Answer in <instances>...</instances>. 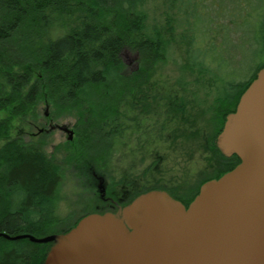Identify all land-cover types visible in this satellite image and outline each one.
<instances>
[{
    "label": "rangeland",
    "instance_id": "obj_1",
    "mask_svg": "<svg viewBox=\"0 0 264 264\" xmlns=\"http://www.w3.org/2000/svg\"><path fill=\"white\" fill-rule=\"evenodd\" d=\"M146 3L148 27H159L158 31L168 40L170 60L139 72L137 58L129 62L130 57L124 56L127 74L132 77L138 72L135 79H129L130 86L125 90L132 94L127 96L126 105L118 108L114 124L102 126L87 119V115L81 119L78 112L63 110L45 98L23 119L10 118L4 124L10 134L0 138V147L12 143L11 150L33 148L61 171L53 221L32 233L36 237L65 233L87 214L117 212L139 195L163 186L172 187L170 192L174 195L192 197L204 180L225 168L216 149L217 138L227 115L237 105L233 108L221 99L222 89L226 86L228 93L231 87L222 82V75L224 72L226 82H235L238 88L264 60V54L256 52L264 43V13L259 17L264 0ZM52 20L41 30L46 40L69 30L61 21ZM75 23L72 20L70 26ZM197 47L207 56L209 69L188 65V57ZM7 113L0 112V123ZM129 117L132 125L128 126ZM52 123L69 125L74 139L69 141L62 130H50ZM161 125L162 133H158ZM41 128L44 130L39 133ZM74 151L81 154L75 161L70 158ZM158 154L162 155L161 163L156 162ZM232 167L233 163L228 170ZM94 173L104 178L108 200L100 197ZM24 243L31 254L40 252L44 244L29 239H24ZM48 244L51 247L53 243Z\"/></svg>",
    "mask_w": 264,
    "mask_h": 264
},
{
    "label": "trees",
    "instance_id": "obj_2",
    "mask_svg": "<svg viewBox=\"0 0 264 264\" xmlns=\"http://www.w3.org/2000/svg\"><path fill=\"white\" fill-rule=\"evenodd\" d=\"M146 2L0 0V112H8L0 123V138L10 134L4 125L10 118L23 119L43 98L63 110L78 112L81 119L87 115L102 126L114 124L118 108L126 105L127 96L132 94L125 90L131 78L153 64L170 60L168 40L159 27H148ZM193 8H197L196 3ZM260 8L259 17L264 13L263 6ZM51 18L69 30L46 40L41 30ZM72 20L77 22L74 27L70 26ZM127 50L140 63L132 77L125 70ZM258 51L264 54V43ZM192 53L188 65L209 69L201 47ZM263 66L264 60L250 79L238 85L240 88L235 82H226L223 72L222 82L231 87L228 93L226 86L222 89L221 99L235 108ZM12 145L0 147V264H43L48 243L31 254L24 239L12 240L1 234H32L53 221L61 171L37 150H11ZM80 156L74 151L70 158L75 161Z\"/></svg>",
    "mask_w": 264,
    "mask_h": 264
},
{
    "label": "water",
    "instance_id": "obj_3",
    "mask_svg": "<svg viewBox=\"0 0 264 264\" xmlns=\"http://www.w3.org/2000/svg\"><path fill=\"white\" fill-rule=\"evenodd\" d=\"M53 129L74 139L67 124ZM217 146L240 162L204 183L187 207L151 190L117 212L87 214L65 233L1 235L52 242L44 264H264V66L227 115Z\"/></svg>",
    "mask_w": 264,
    "mask_h": 264
},
{
    "label": "flooded vegetation",
    "instance_id": "obj_4",
    "mask_svg": "<svg viewBox=\"0 0 264 264\" xmlns=\"http://www.w3.org/2000/svg\"><path fill=\"white\" fill-rule=\"evenodd\" d=\"M127 53V57L129 58L130 57V59H129V62H132L133 60H135V57L134 56H132L131 57V53L130 52H126ZM125 57H126V55H125ZM129 121H128V126L129 125H132V123H131V117H129V119H128ZM162 125L159 127V129L157 130L158 131V133H162ZM215 147H216V145H215ZM216 149L218 150L219 148H217L216 147ZM219 151H220V149H219ZM220 154V158H221V160H223L224 162H223V164H224V166H225V168L224 169H222V170H220V171H218V175L217 176H215V177H211V178H208V179H206V180H204L202 183H201V185L199 186V189H197V191H196V193H195V195L194 196H192V197H184V196H182V195H178V194H172L170 191L171 190H173V188L171 187V189H170V187H168V186H166V187H164L163 185V187L162 188H160V190H164V191H167V192H170L171 193V195H174V197H176L177 199H179L186 207L187 206H189V204L193 201V199L196 197V195L199 193V191H200V189H201V187H202V185L204 184V183H206L207 181H209V180H212V179H217V178H219V177H221L223 174H225L226 172H228L229 170H228V166H230V164L231 163H233V167L231 168V169H233L239 162H240V160H239V158L236 156V155H232V156H227V155H225V154H223L221 151L219 152ZM228 157L230 158V159H232V161H233V158H234V161L232 162V161H230V159L228 160ZM219 158V159H220ZM161 159H162V155H157V157H156V162L157 163H161ZM95 174V173H94ZM130 176V175H129ZM95 177H96V179H97V187H98V189H99V185H100V183H101V179H102V184H103V186L105 187V180H104V178L102 177V176H99V175H97V174H95ZM143 182V180H140V184ZM142 185V184H141ZM169 193V194H170ZM105 194V193H104ZM104 194H101L100 195V197L102 198V200H108L109 198H106L105 197V195ZM111 199V198H110ZM101 210V209H100Z\"/></svg>",
    "mask_w": 264,
    "mask_h": 264
}]
</instances>
